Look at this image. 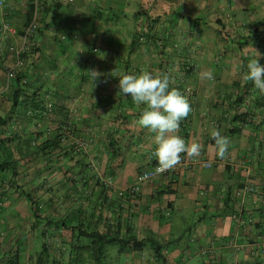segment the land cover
<instances>
[{"label":"crops","instance_id":"1","mask_svg":"<svg viewBox=\"0 0 264 264\" xmlns=\"http://www.w3.org/2000/svg\"><path fill=\"white\" fill-rule=\"evenodd\" d=\"M97 1L94 7L86 0L76 6L72 0H3L0 6V157L9 165L0 177V264H113L108 247L100 261L92 258L91 241L81 233L88 223L100 232L110 225L112 232L120 227L121 235L128 229L139 240L155 239L165 264H264V93L243 79L255 50L264 66V0H183L190 1V20L204 25L187 40L183 22L173 23L176 52L170 55L160 48L167 40L157 43L160 52L147 44L127 54L132 26L109 17L127 11L131 0ZM144 2L140 12L171 14L167 0ZM35 16L42 32L33 38V51L17 57ZM90 20L88 32L84 24ZM3 25L14 32H4ZM206 26L215 33L204 38ZM93 44L98 54L90 58ZM184 63L194 69L186 73ZM11 69L15 76L7 81ZM89 69L103 73L96 84ZM142 71L167 74L170 89L190 97L192 111L177 135L202 150L195 158L181 154L191 165L175 175L120 196L158 165L156 133L138 124L146 105L120 94L118 86L122 74ZM208 72L212 79L204 77ZM16 75L25 77L29 92H48L54 111L46 119L11 113ZM214 128L230 140L224 159L214 151ZM30 137L33 146L27 147ZM44 138L60 140L47 167L35 151ZM246 182L255 192L242 199L238 192ZM23 190L42 203L41 214L30 210ZM238 211L240 223L233 217ZM116 249V264H161L149 246L141 252Z\"/></svg>","mask_w":264,"mask_h":264},{"label":"trees","instance_id":"2","mask_svg":"<svg viewBox=\"0 0 264 264\" xmlns=\"http://www.w3.org/2000/svg\"><path fill=\"white\" fill-rule=\"evenodd\" d=\"M164 16L169 17L168 15H158V16L153 17L146 13H142V11L140 12L139 10L136 13H133L131 17H129L128 14H126L125 12H121L119 14H117L116 12L114 13L111 12L109 18L112 19L113 22H116L121 19L125 20L126 21L125 26L128 24L132 26L130 45L125 48L127 54L134 53L137 50L141 51L142 50L141 48H144L145 45L147 44H152V47H154L156 51L160 52V49H158L157 43H161L164 40H167V43L160 47L162 52L163 50H165L166 51L165 53L168 55L175 54L176 45L174 42L175 40L174 38H175V33H177V31H176L175 25H173V22L171 21V18H169V20L166 19V21H162V18ZM160 22H162V24ZM188 24L189 25L191 24L190 19L188 21ZM188 31L189 32L184 33L185 32V29H184V32H183L184 39L190 40L198 36V35L196 36V33L195 34L192 33L190 29ZM41 32L42 31L40 29H37V33H41ZM222 32L223 31L219 30L218 35L220 33L224 36ZM109 35L111 36L112 33H110ZM178 35L179 37H181V34L178 33ZM108 44L111 50L112 46L110 43ZM237 46H238V49L240 50L243 48V44L241 43H238ZM97 48L98 47L93 44L91 45L90 49H88V54L90 58L98 54ZM189 48H190L189 46H185L183 48L182 52L183 54H185V56L189 54V51H190ZM33 49L34 47L31 46L29 52H32ZM123 68L124 69L129 68V63L127 61L123 63ZM182 69L186 73H190L194 69V66L191 64L184 63ZM24 78L25 77H21L19 75H16L15 77V82H16L15 90L13 94L10 96V100L12 103V109H13L11 113L14 114L15 111H18V114L22 115L24 118L35 117V118L46 119L49 116V114H51L54 111L53 104L48 99V96H49L48 92L47 91L29 92L27 89V83ZM182 94L184 95V93ZM186 98L190 104V97L188 96ZM17 105L19 107V110H15L17 108ZM186 121H187V118L184 119V123ZM184 123L180 124L181 129H183ZM3 124L4 123H0V125H3ZM60 137H62V135ZM33 142L34 140L30 137L26 141L25 146L27 147L33 146ZM59 143H60V140L55 139V138L51 140L44 138L37 145H35L34 143V145L36 146L35 151L38 152V154L40 155L39 161L42 164H44L43 165L44 167H47L48 163H50V160L52 161V159L49 157V151H53L54 149H56ZM6 165H7V168H4ZM153 166H156V163ZM8 167H9L8 163L4 162L0 165V170L5 172V170H8ZM22 192L28 202L30 210L34 214H39V213L41 214L42 208H43L42 203L37 201V198L35 197V195H33L31 191L23 190ZM46 193H47V189L42 191V195L46 196ZM74 228H77V227H74ZM81 233L83 236L89 239V241H91V245H90L91 256L96 261H100L101 258L105 255L106 247L114 245V246L119 247V251L121 253H126L128 251L129 252H141L144 250L145 246H149L151 249L153 258H155L161 264L166 263V260L162 256L163 247L158 241H156L153 238L139 240L137 237L132 236L131 233L128 231V229L121 235L120 227H117L116 231L112 232L110 229V225H109L105 228L104 232H100L99 230H96V228L93 227L91 223H88L87 230H83V232Z\"/></svg>","mask_w":264,"mask_h":264},{"label":"clouds","instance_id":"3","mask_svg":"<svg viewBox=\"0 0 264 264\" xmlns=\"http://www.w3.org/2000/svg\"><path fill=\"white\" fill-rule=\"evenodd\" d=\"M255 52L256 58L247 63V72L243 79L253 82L254 87L264 93V66L259 63L260 53L256 50ZM87 72L94 84L103 75L97 69H89ZM203 75L207 79L213 78L210 72ZM169 85L170 77L167 74L154 75L149 71H142L138 76L122 74L118 85L120 94L130 95L138 105H146L138 124L156 133L157 148L154 155L159 165L155 169L156 174L174 169L182 162L181 154L186 153L188 158H195L200 156L202 150L200 143L186 144L185 140L177 135L180 122L187 118L192 109L187 98L178 89H170ZM211 137L215 142L216 155L224 159L228 154L229 138L215 128L211 131ZM144 179H147V175Z\"/></svg>","mask_w":264,"mask_h":264},{"label":"built area","instance_id":"4","mask_svg":"<svg viewBox=\"0 0 264 264\" xmlns=\"http://www.w3.org/2000/svg\"><path fill=\"white\" fill-rule=\"evenodd\" d=\"M71 1V0H69ZM3 5V0H0V6ZM37 29H38V24H37V19L35 16V19L24 29L23 31V37H22V41H23V45L21 47V49H18L15 51L16 56L20 57V55L22 54V52L24 51H30L31 46H34L33 43V37L36 35L37 33ZM2 30L5 31H11L14 32V30L9 26V25H3L2 26ZM15 76V70L11 69L7 72V81H10L11 79H13ZM182 161V160H181ZM222 162H225L224 160H222ZM227 163H230V161H227ZM187 165H191V161L188 160L186 162L182 161L179 165H177L174 169L169 170L165 173L162 174H156L155 173V169L159 166H153L151 169H149L148 171H144L142 173H140L138 175L137 181L134 185H132L131 187L123 190L120 192V196L122 195H130L133 196L135 195L141 184L147 183L149 181H153L159 177H171L173 175H175L178 171L179 168L187 166ZM203 167L205 168H211V164L210 163H206L203 162L202 163ZM242 166H245L244 164H242ZM145 175H147V179H144ZM255 192V188L249 184V183H244L241 188L239 189V196L244 199L246 196L253 194ZM233 217L235 218V220L240 223L243 222L240 218V211L236 212L235 215H233ZM203 255L205 254V252L202 253Z\"/></svg>","mask_w":264,"mask_h":264},{"label":"rangeland","instance_id":"5","mask_svg":"<svg viewBox=\"0 0 264 264\" xmlns=\"http://www.w3.org/2000/svg\"><path fill=\"white\" fill-rule=\"evenodd\" d=\"M87 1V3H88V5H90V6H100V3H99V1H97V0H86ZM124 1H126V2H128V0H124ZM80 2V0H77V1H73L72 0V2H70V4H72L73 3V5L74 6H76L77 5V3H79ZM167 2L168 3H170V4H172L173 5V7H172V9H171V14L169 15V17L171 18V21L174 23V24H176V22H178V23H182L183 22V29H185V32L184 33H186V32H189L188 30L189 29H191V32L192 33H196V36L198 35V28L199 27H203V25L204 24H201V23H198L197 24V22H194V19H191L192 20V24H188V21H189V19L190 18H192V17H194V13H192L191 12V8H189V7H186L187 5H189L190 4V1H186V2H183V0H167ZM177 2H179L178 3V5L179 6H185L184 8H179V7H177ZM69 3V2H68ZM130 4L128 5V7H127V11H125L126 12V14H127V12H132V13H130V14H133V12H137V11H139L140 9H139V7H142V4L141 3H145L144 2V0H131L130 2H129ZM106 6H109L108 4L107 5H105V7ZM109 10V9H108ZM107 10V12H109ZM122 10H124V9H122ZM144 10V11H143ZM146 9H143L142 8V13H145V12H150L151 10H149L148 11V9L145 11ZM208 17H210V16H205V19H208ZM213 18V17H212ZM85 23V22H84ZM84 26L86 27L87 26V31L89 32L90 31V28H91V26H92V22H91V20H90V22L88 21L87 22V24L85 23L84 24ZM196 26V27H195ZM191 27V28H190ZM89 28V29H88ZM194 28H196V29H194ZM219 30H221V31H223L222 33L224 34H227L226 32H224V30L223 29H221L220 27L218 28ZM200 30V29H199ZM203 32H204V38H207V36L208 35H214V31H213V28L212 27H207L206 26V28L204 27L203 28ZM96 35V33L94 32L91 36H90V38H93V36H95ZM219 36L220 37H223V35L222 34H220L219 33ZM225 37V36H224ZM197 39V38H196ZM229 47V45H224L223 46V48L224 47ZM211 47V46H210ZM221 47H218L217 49H220ZM222 52H223V50L221 49V50H219V54L221 55L222 54ZM0 165L2 164V162L1 161H3L4 160V158H2V157H0ZM4 172L3 171H1L0 170V177H5V174H3ZM108 250H112V251H114V254H109L110 256L108 257V260L109 261H111L113 264H116L117 263V261H115V259L117 258V257H114L113 258V256L114 255H116L117 256V249H116V246H114V245H111V246H108V248H107ZM111 258H112V260H111Z\"/></svg>","mask_w":264,"mask_h":264}]
</instances>
